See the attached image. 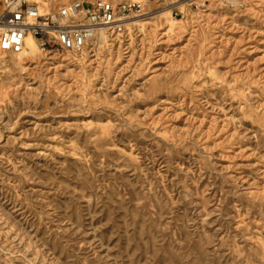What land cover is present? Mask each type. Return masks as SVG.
<instances>
[{"label":"rangeland","instance_id":"1","mask_svg":"<svg viewBox=\"0 0 264 264\" xmlns=\"http://www.w3.org/2000/svg\"><path fill=\"white\" fill-rule=\"evenodd\" d=\"M39 47L0 75V264H264V0Z\"/></svg>","mask_w":264,"mask_h":264},{"label":"built area","instance_id":"2","mask_svg":"<svg viewBox=\"0 0 264 264\" xmlns=\"http://www.w3.org/2000/svg\"><path fill=\"white\" fill-rule=\"evenodd\" d=\"M147 2L70 0L52 12H44L38 0H0V51H21L27 33H32L41 49L49 53L79 51L99 27L123 32L126 20L143 12Z\"/></svg>","mask_w":264,"mask_h":264},{"label":"bare ground","instance_id":"3","mask_svg":"<svg viewBox=\"0 0 264 264\" xmlns=\"http://www.w3.org/2000/svg\"><path fill=\"white\" fill-rule=\"evenodd\" d=\"M38 1L41 2V5L39 6V9L41 11H44V12H52L59 5V3L63 4L61 2V0H38ZM48 1L49 2H56V4L53 7L51 6L50 9H45L44 3H47ZM111 1L112 2H116L114 0H111ZM135 1H140V0H131V2H135ZM64 3H66V2H64ZM127 21L128 20H126V22ZM126 22L124 23V26L126 25ZM107 30H108V33L115 34V32H112V30L110 28L99 27L96 30V33H95L94 37L91 39L90 43L86 47H84L83 49H81L79 51H68V53H74L76 55H84L91 48V46L95 45L98 41H106V39H107ZM117 34H119V33H117ZM36 47H37V49L39 47L38 40L36 39V37L32 33H27V35L25 37V41H24V46H23L21 51H19V52L0 51V75L4 71L5 63L7 61L6 60V56L8 54H15V55H20V56L23 53H32V54H34L35 51H36ZM39 49H40V47H39ZM10 60L12 61V64H14V65H19V64L23 63V59L22 58H19V60H15L12 57V59H10Z\"/></svg>","mask_w":264,"mask_h":264}]
</instances>
